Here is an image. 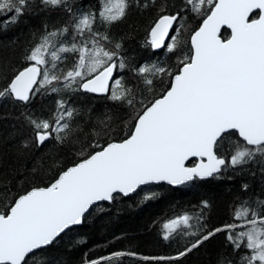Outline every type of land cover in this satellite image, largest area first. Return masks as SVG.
<instances>
[{"label":"snow or ice","instance_id":"obj_1","mask_svg":"<svg viewBox=\"0 0 264 264\" xmlns=\"http://www.w3.org/2000/svg\"><path fill=\"white\" fill-rule=\"evenodd\" d=\"M40 3L63 8L68 22L59 27L46 23L37 30L21 67L0 81V98L23 104L45 93L59 96L47 118L26 115L31 141L39 147L50 139L57 145L72 139L77 110L64 99L69 92L108 94L109 100L126 105L132 114L124 137L94 143L70 165L54 159L48 165L52 178L47 184L33 182L12 195L0 210V264H29L30 257L39 255L54 264L48 250L62 234L80 225L96 202L128 196L141 185H182L219 177L229 168L249 163L256 164L264 178V0H184V7L175 12L161 5L145 41L151 49L168 53L178 49L186 19L181 13L189 6L201 22L190 32V48L175 67L153 62L132 69L149 93L160 81L161 90L151 99L114 76L127 63L122 42L114 40L107 28L125 18L129 0H99L98 11L74 10L69 0ZM137 3L149 7L148 2ZM151 3L154 6L155 0ZM29 6L30 0H0V23H18ZM98 22L104 32L98 30ZM224 25L231 30L226 39L220 36ZM173 29L176 34L170 35ZM110 119L100 123L106 128ZM231 136L235 138L225 148L226 137ZM28 144L26 140L24 147ZM190 157L197 162L188 167L185 162ZM36 173L33 167L31 174ZM242 188L247 191L249 185ZM157 195L146 192L142 198L152 200ZM209 207L202 200L198 212L177 214L163 224L164 240L176 235L192 238L183 250L174 256L142 259L179 260L226 233L232 254L220 253L217 264H264V199L242 200L234 209L233 223L212 229L204 223V210ZM241 250L244 255H239ZM125 254L114 252L86 264L119 260Z\"/></svg>","mask_w":264,"mask_h":264},{"label":"trees","instance_id":"obj_2","mask_svg":"<svg viewBox=\"0 0 264 264\" xmlns=\"http://www.w3.org/2000/svg\"><path fill=\"white\" fill-rule=\"evenodd\" d=\"M69 2L74 10H99V0ZM145 2L149 3L148 8L138 6L137 0H129L125 18L109 26L107 31L114 40L122 42V55L127 63L124 69H117L114 76L122 78L125 85L135 92L143 91L146 99H151L161 90L160 81L155 83L154 91L149 93L132 69L153 62L175 67L178 58L183 57L190 48V32L201 21L189 6L188 11L181 13L186 19L181 29L178 49L174 53H168L166 49H151L145 41L161 5H166L168 10L175 12L184 7V0H155L154 6L151 0H139V5ZM68 20L69 16L63 8H46L40 0H30V6L18 23L7 26L0 23V81L12 69L21 67L25 49L37 30L42 29L46 23L50 27H59ZM176 26L179 27V24ZM97 28L101 32L105 31V27L99 22ZM175 34L174 29L170 31V35ZM220 36L226 39L229 36L228 30L223 29ZM107 96L108 94L95 96L79 91L66 93L64 99L77 110L72 122V139L65 145H57L54 139H50L39 147L31 141L32 130L25 117L35 114L47 118L55 111V101L59 96L56 93H45L35 96L27 104L11 98H0V210L9 203L13 194L30 187L33 182L47 184L52 178L48 165L54 159H61L70 165L78 154L90 151V146L94 143L105 144L110 138L119 139L126 135V125L132 109L109 100ZM107 117L111 119L107 120L105 128L100 121ZM234 138L226 137L225 148ZM26 140L29 144L24 147ZM194 163L195 159L189 160L187 165ZM33 167L37 168L35 176L31 174ZM244 184L249 185L247 191L242 188ZM146 192H156L158 195L152 200H144L142 197ZM257 197L264 199V178L254 163L229 168L219 177L196 179L175 187L164 183L142 185L128 196L118 194L114 201L97 202L83 222L62 234L48 251L55 257L54 264H86L87 261L100 259L114 252L126 254L119 260H101L100 264H217L220 253L226 252L229 256L232 254V248L227 246L226 233L217 234L179 260L145 261L142 258L174 256L183 250L192 238L176 235L164 240L163 224L177 214L198 212L202 200L209 202L210 207L204 210V223L208 229H212L233 223L232 215L236 205L242 200H255ZM101 208L103 211H99ZM244 254V250H241L239 255ZM239 255L236 256L237 260ZM29 264H47V258L44 255L34 259L30 257Z\"/></svg>","mask_w":264,"mask_h":264},{"label":"water","instance_id":"obj_3","mask_svg":"<svg viewBox=\"0 0 264 264\" xmlns=\"http://www.w3.org/2000/svg\"><path fill=\"white\" fill-rule=\"evenodd\" d=\"M250 16H251V18H252V14H250ZM255 18H256V17H255ZM223 29L228 30V32H229V36H228V37H230V35H231V30H230L226 25H224V26L221 27V32H222ZM170 31H171V30H170ZM220 34H221V33H220ZM228 37H227V38H228ZM189 41H190V36H189ZM189 45H190V42H189ZM155 50H160V49H155ZM92 95H95V96H105L106 94H92ZM193 159H195V163H196V162H197V158H193V157H190V158H189V160H193ZM189 160H188V161H189ZM188 161L185 162L186 166H188V165H187V162H188ZM195 163H194V164H195ZM194 164H193V165H194ZM193 165H191V166H193ZM191 166H188V167H191ZM154 183H156V182H154ZM158 183H164V184L169 185L167 182H158ZM141 186H142V185H141ZM170 186H173V185H170ZM175 186H179V185H175ZM175 186H173V187H175ZM122 195H123V194H122ZM123 196H124V195H123ZM106 202H108V201H106ZM96 203H97V202H96ZM76 226H78V225H76Z\"/></svg>","mask_w":264,"mask_h":264}]
</instances>
